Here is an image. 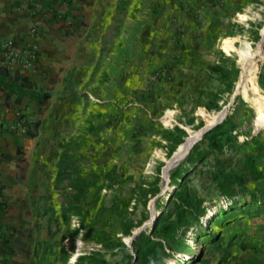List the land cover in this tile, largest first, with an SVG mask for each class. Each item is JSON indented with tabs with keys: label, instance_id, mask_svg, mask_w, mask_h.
Masks as SVG:
<instances>
[{
	"label": "rangeland",
	"instance_id": "1",
	"mask_svg": "<svg viewBox=\"0 0 264 264\" xmlns=\"http://www.w3.org/2000/svg\"><path fill=\"white\" fill-rule=\"evenodd\" d=\"M240 13L249 16L246 20L239 16L227 20L220 35L223 40L219 39L215 48L219 60L225 57L227 67L234 63L239 70L231 91H226L216 75H209L207 83H201L205 88L197 95L189 89L192 96L185 92L175 105L147 100L144 94L137 98V104L108 103L96 95L93 99L80 89L74 93L69 111L58 120L48 121L60 122L61 127H57L60 132L50 142L56 150L48 164L47 183L37 184L45 192L32 207L33 222L28 234L32 251L27 264H68L74 254H78L75 264H90L93 253L109 260L108 252L122 243L135 254L133 246L128 247L124 239L129 241L132 231L146 222L149 225L142 231L150 235L151 212L160 215L170 209L167 204L176 191L191 199L201 198L206 214L183 235L177 234L174 242L164 244L167 254L160 264H209L224 252L231 235L243 231L247 224L264 221V112L244 99L249 88L244 97L239 93L233 96L242 74L256 60L264 31V3ZM173 25L181 33V25ZM256 63L249 87L256 80L257 98L264 104V43ZM210 99L217 107H207ZM223 108L226 115L216 124L219 127L215 125L208 139L203 140L202 136L194 144L203 153L209 142L218 141L223 147L199 158L194 152V159L189 162L186 157L192 151V143L164 168L162 175V168L173 153H180L191 135L195 137ZM255 125L260 130L254 134ZM252 135L258 142L250 140ZM178 140L185 141L169 155ZM67 147L70 157L63 154ZM68 169H77L83 177L95 181L82 200L88 213L86 227L80 225L78 216L65 218L61 213L67 184L64 173ZM216 169L242 179L234 198L219 195L211 179ZM106 173L111 177L104 180ZM128 225L130 233L125 234Z\"/></svg>",
	"mask_w": 264,
	"mask_h": 264
},
{
	"label": "crops",
	"instance_id": "2",
	"mask_svg": "<svg viewBox=\"0 0 264 264\" xmlns=\"http://www.w3.org/2000/svg\"><path fill=\"white\" fill-rule=\"evenodd\" d=\"M261 3L0 0V264L29 262L32 207L45 192L37 184L47 183L56 150L50 142L61 127L48 121L69 111L74 93L85 89L93 99L119 104H137L144 94L174 105L185 92L197 95L219 60L224 23L246 20L240 11ZM9 40L23 49L24 60L28 51L37 53L29 67L3 64ZM19 112L26 134L10 128ZM223 251L209 264H264V221L231 235Z\"/></svg>",
	"mask_w": 264,
	"mask_h": 264
},
{
	"label": "trees",
	"instance_id": "3",
	"mask_svg": "<svg viewBox=\"0 0 264 264\" xmlns=\"http://www.w3.org/2000/svg\"><path fill=\"white\" fill-rule=\"evenodd\" d=\"M225 60V57H221V60L214 63L211 68V74L216 75L218 81L223 84L226 91L229 92L233 87V83L239 70L235 67L234 63H232L231 67H227ZM255 81L256 80L251 83L244 99L251 100L255 104L256 110L264 112V104L259 103L257 98L256 92L258 87ZM211 106L217 107V103L210 99L207 107L210 108ZM218 127V125L215 126V128ZM176 129L180 130L179 128ZM209 133L210 130L204 133L203 140L208 139L207 136ZM250 140L258 142L256 135H252ZM180 142L181 141L179 140L174 142L175 144L169 151V155ZM182 143H180L177 148ZM222 147V145H218V141H215V144L209 142L204 152L215 151L216 148ZM194 152L197 154L198 158L205 154L203 151L198 150V147L194 145L192 151L187 155L186 161L191 162L194 159ZM63 154L70 157L68 147L64 149ZM64 174L67 177V184L63 189L61 213L65 218L71 215L78 216L80 218V225L86 227L88 213L84 211L82 207V200L85 199L89 190L95 185V181H89L87 178L83 177L81 172L77 169L69 170ZM110 177V173H106L103 179L107 180L110 179ZM211 179L219 190V195L227 199L235 197L237 186L242 183V179L239 175L230 172H223L221 169L213 170L211 173ZM96 190H98V188H96ZM152 192L153 195L156 193L155 190ZM201 203V198L191 199L181 191L174 192L172 199L167 204L168 208L170 206L171 208L167 211L161 212L160 215H157L150 235L142 231L133 240L132 246L136 258L122 243L118 245L116 250L108 252L110 259L116 257L117 260H108L102 257L97 258L95 253H93L90 264H160L162 256L167 254L164 244L166 242L169 244L174 242L177 238V234L180 233L183 235L194 221H198L202 215L206 214V208L202 207ZM130 229L131 226L128 225L125 228L124 233H130ZM169 247L171 248L170 245ZM79 258L82 259V257Z\"/></svg>",
	"mask_w": 264,
	"mask_h": 264
},
{
	"label": "built area",
	"instance_id": "4",
	"mask_svg": "<svg viewBox=\"0 0 264 264\" xmlns=\"http://www.w3.org/2000/svg\"><path fill=\"white\" fill-rule=\"evenodd\" d=\"M8 51L5 53L3 64L11 69H25L31 65V60L37 57L35 51H28L27 57L24 60L23 49L15 43L13 40L6 42ZM27 121L24 112H19L11 123L10 128L16 133L26 134L27 133Z\"/></svg>",
	"mask_w": 264,
	"mask_h": 264
},
{
	"label": "bare ground",
	"instance_id": "5",
	"mask_svg": "<svg viewBox=\"0 0 264 264\" xmlns=\"http://www.w3.org/2000/svg\"><path fill=\"white\" fill-rule=\"evenodd\" d=\"M263 43H264V31H263V35H262V38H261V41L259 42V44H258V46H257V57H256V60L251 64V66H249L247 69H246V71L242 74V76H241V78H240V83H239V86H238V90H239V94H241L243 97H244V95L246 94V92H247V90H248V88H249V84H250V81H251V79H252V77H253V75L256 73V69H257V59H258V57H260L261 56V51H262V45H263ZM168 114H171V112H168ZM220 116H221V114L220 113H218V114H216L215 115V117L212 119V121H210V122H207V124H211V123H213V122H215V121H217L219 118H220ZM197 136H199V132L197 133V135L194 137L193 135H191V137L188 139V142L187 143H185L183 146H182V148H181V150H180V153H177V155H172L171 157H173L172 158V160H168L167 161V165H166V169L169 167V165H170V163L171 162H173V161H175L176 159H178V157L180 156V155H182V153L183 152H185L188 148H189V146L194 142V139H196V137ZM170 157V158H171ZM169 158V159H170ZM169 176V175H168ZM151 206H152V204H151ZM152 210V209H151ZM153 211V210H152ZM153 217V216H152ZM147 223V222H146ZM148 224V223H147ZM151 224V223H150ZM137 229V228H136ZM136 229H134V230H136ZM133 230V231H134ZM130 237H131V235H130ZM130 239V238H129ZM124 241H126L125 239H124ZM128 242V241H127Z\"/></svg>",
	"mask_w": 264,
	"mask_h": 264
},
{
	"label": "water",
	"instance_id": "6",
	"mask_svg": "<svg viewBox=\"0 0 264 264\" xmlns=\"http://www.w3.org/2000/svg\"><path fill=\"white\" fill-rule=\"evenodd\" d=\"M238 93H239L238 87L235 86V90H234V94H233V96H235V95L238 94ZM220 114H221V116H220V118H219L217 121H215V122H213V123H211V124H207V123H206L201 129H199V136L196 137V139H195V141L193 142V144L191 145L190 149L193 147V145H194L198 140H200V139L202 138V136L204 135V133H206V132L209 131L211 128H213L217 123H219V122L225 117V115H226V109L223 108V109L220 111ZM254 124H255V121H254ZM259 130H260V128H259L257 125H255V126H254V131H253V133L255 134V133L259 132ZM188 152H189V151H187V153L183 156V158L188 154ZM173 154H174V153H173ZM173 156H174V155H173ZM172 158H173V157H171L169 160H172ZM177 164H178V162H176V163L174 164V166L177 165ZM166 165H167V164H165V165L163 166V168H162V175H163L164 168L166 167ZM152 203H153V201L151 202V204H152ZM157 215H158V214H156V213H153V214H152V212H151V217L153 216V218H152V220H151V224H150V226H151L152 228H153V226H154V224H155V221H156ZM148 225H149V224L144 223L141 227H139V228H137L136 230L132 231V233H131V237H130L129 241H128V242H127V241H124V243H125L128 247H132V242H133V240H134V239L140 234V232H141L142 230H144L145 227L148 226ZM134 256H135V258H136V254H134Z\"/></svg>",
	"mask_w": 264,
	"mask_h": 264
},
{
	"label": "clouds",
	"instance_id": "7",
	"mask_svg": "<svg viewBox=\"0 0 264 264\" xmlns=\"http://www.w3.org/2000/svg\"><path fill=\"white\" fill-rule=\"evenodd\" d=\"M77 258H78V254H74V255L69 259L68 264H75Z\"/></svg>",
	"mask_w": 264,
	"mask_h": 264
}]
</instances>
